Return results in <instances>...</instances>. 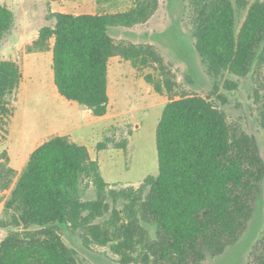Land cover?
Segmentation results:
<instances>
[{
    "label": "trees",
    "instance_id": "16d2710c",
    "mask_svg": "<svg viewBox=\"0 0 264 264\" xmlns=\"http://www.w3.org/2000/svg\"><path fill=\"white\" fill-rule=\"evenodd\" d=\"M191 5L195 48L211 76L218 79L228 71L244 77L257 58L264 64V2L249 7L238 34L233 0H191ZM156 8L157 0H134L126 11L55 12L54 27H42L28 50L52 49L59 93L102 117L110 101L111 56L121 55L137 68L151 60L162 64L151 45L116 44L110 31L145 22ZM14 21L13 11L0 2V42ZM22 76L17 61L0 59V125L14 114L11 97ZM146 79L162 91L161 81ZM166 84L171 89L168 78ZM237 86L230 79L224 82L228 90ZM217 97L228 101L224 94ZM260 123L264 128V110ZM156 145L159 173L138 187L119 189L104 179L88 147L69 135H54L36 147L5 203L14 213L15 229L0 241V264H82L64 240L63 228L81 229L87 244L109 245L124 264H201L223 254L246 230L260 195L264 159L256 137L232 127L213 101L193 94L166 104ZM84 179L85 188L94 186L95 199H83ZM119 199L125 202L122 209L116 205ZM141 221L156 225V238ZM247 264H264V235Z\"/></svg>",
    "mask_w": 264,
    "mask_h": 264
},
{
    "label": "rangeland",
    "instance_id": "374dc122",
    "mask_svg": "<svg viewBox=\"0 0 264 264\" xmlns=\"http://www.w3.org/2000/svg\"><path fill=\"white\" fill-rule=\"evenodd\" d=\"M236 9V33L246 18L249 7L256 1L246 0ZM14 13L12 29L0 42V59L17 61L22 80L11 97L14 114L0 125V241L15 227L13 211L6 208L17 179L31 153L54 135H69L86 145L92 159L98 160L104 179L111 188L138 187L148 175L159 173L156 130L166 104L171 99L197 94L213 101L226 112L232 127L254 135L264 159V128L260 115L264 110V64L255 60L247 76L239 77L228 71L215 79L211 76L195 48L192 33L193 8L191 0H157V8L147 21L130 27L112 28L116 44L151 45L162 58V64L151 60L142 68L121 55L109 59L107 114L98 117L89 109L62 96L54 82L53 53L32 51L28 47L38 38L42 27H54L55 12L72 14L126 11L134 0H0ZM54 38H51V47ZM31 53V54H30ZM154 82H162V91ZM166 78L172 82L168 89ZM226 79L238 84L236 89L224 87ZM215 84L219 90L215 91ZM218 93L228 101L221 102ZM105 143L99 149L98 144ZM84 200L95 199L94 186L84 185ZM112 203V199L108 198ZM125 202L117 201L122 209ZM108 214L97 220L108 218ZM152 238L156 225L141 221ZM32 228H35L33 226ZM66 243L77 252L82 264H124L110 246L85 243L82 230L62 229ZM264 235V179L254 215L237 243L219 256H209L201 264H247L255 244ZM141 264V263H128Z\"/></svg>",
    "mask_w": 264,
    "mask_h": 264
},
{
    "label": "crops",
    "instance_id": "0c3cea01",
    "mask_svg": "<svg viewBox=\"0 0 264 264\" xmlns=\"http://www.w3.org/2000/svg\"><path fill=\"white\" fill-rule=\"evenodd\" d=\"M38 52H41V51H38ZM43 52H45V51H43ZM47 52H49V54L53 53L52 49H49ZM31 53H35V52H31Z\"/></svg>",
    "mask_w": 264,
    "mask_h": 264
}]
</instances>
